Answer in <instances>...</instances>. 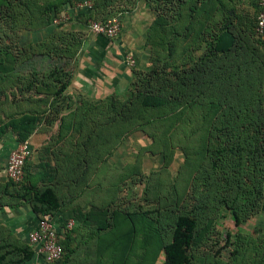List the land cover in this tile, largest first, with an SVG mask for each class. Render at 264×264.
Instances as JSON below:
<instances>
[{
  "label": "rangeland",
  "instance_id": "374dc122",
  "mask_svg": "<svg viewBox=\"0 0 264 264\" xmlns=\"http://www.w3.org/2000/svg\"><path fill=\"white\" fill-rule=\"evenodd\" d=\"M116 1L125 11L155 19L142 58L129 68L130 90L119 99L91 102L96 109L72 118L84 128L77 134L76 169L85 156L104 175L74 182L68 190L76 196L71 211L64 187H54L60 201L54 218L70 220L72 227L59 223L64 255L53 264H169L164 248L178 217L195 222L183 250L186 264H245L238 227L243 230L264 195V47L253 33L255 11L217 0L213 21L209 0ZM116 1L104 3L115 9ZM82 18L86 30V20L100 19ZM223 26L235 34L228 58L211 73L203 70L199 94L191 78L180 86V72L191 68L182 58L192 54L175 49L192 47V57L202 62L209 36ZM138 91L149 99L138 101ZM26 187L24 168L21 182L1 185L0 203L28 205L37 216ZM1 226L0 264H45L28 246V232Z\"/></svg>",
  "mask_w": 264,
  "mask_h": 264
},
{
  "label": "crops",
  "instance_id": "0c3cea01",
  "mask_svg": "<svg viewBox=\"0 0 264 264\" xmlns=\"http://www.w3.org/2000/svg\"><path fill=\"white\" fill-rule=\"evenodd\" d=\"M74 1L77 0H0V187L7 181L4 166L8 152L25 137L31 150L25 164L28 187L50 188L54 196L55 186L64 187L62 193L68 197L70 211L76 207H71L76 204V196L68 192L75 187L74 182L86 181L90 175L102 179L104 175L98 168L100 164H91L85 156H79L82 167L76 169L77 134L84 128L77 127L72 118L88 112L78 110L82 103L119 99L130 90L132 73L124 66L123 56L129 52L140 61L150 23L155 19L134 10L125 11L116 0L115 9L104 0H93L91 16L120 15L117 39L108 41L88 34L83 29V16L65 26L52 25L55 11H62ZM209 1V17L214 21L219 14L213 7L217 0ZM230 1L252 7H247L248 11L240 8L244 13L254 11L257 2ZM191 48L175 50L184 52L183 56L185 52L192 54L191 58H182V64L188 61L187 66L192 68L200 57L193 58ZM61 85L63 90L56 94ZM55 198L60 205L57 194ZM31 213L28 205L15 209L2 202L0 225L28 232L37 222V216ZM60 221L54 218L57 232ZM243 225V230L241 226L238 229L244 235L245 254L239 258L245 264H264V195L260 209ZM59 238L63 241L61 234Z\"/></svg>",
  "mask_w": 264,
  "mask_h": 264
},
{
  "label": "built area",
  "instance_id": "2783aa9c",
  "mask_svg": "<svg viewBox=\"0 0 264 264\" xmlns=\"http://www.w3.org/2000/svg\"><path fill=\"white\" fill-rule=\"evenodd\" d=\"M257 11L253 27L254 35L259 38L264 47V0H257ZM93 3L91 0H77L67 10L56 13L51 19V24L59 26L66 22L79 20L84 15L92 14ZM87 33L93 36L113 41L118 38L120 33L119 14L106 16L99 20H86ZM123 64L126 68H132L135 65V59L129 52L123 56ZM31 150L27 140L16 144L7 155L4 172L7 180L17 184L21 182L24 175L25 164L30 157ZM64 227L70 229L72 221H67ZM28 246L34 255L38 256L45 264H53L59 261L64 255L58 232L54 220L51 216H39L35 226L28 231Z\"/></svg>",
  "mask_w": 264,
  "mask_h": 264
},
{
  "label": "trees",
  "instance_id": "16d2710c",
  "mask_svg": "<svg viewBox=\"0 0 264 264\" xmlns=\"http://www.w3.org/2000/svg\"><path fill=\"white\" fill-rule=\"evenodd\" d=\"M254 11L256 14L257 6H255ZM55 13H57V11H55ZM234 35L235 34L233 33V31L229 30L228 27L223 26V28L220 29L216 34L209 36L208 45L206 49L207 50V54H206L207 56L205 57L206 59H204V61L202 62L198 60V62H196V64L193 65L192 68H190L186 72L185 71L183 72L182 70L179 76L180 78L179 85L185 86V82L183 80L186 79V77L191 78V80L194 81V83L196 82L198 83V84L196 83L197 85H192L191 89L193 92L196 91V93L198 92L199 94L200 85L203 84L202 82L203 78H200V76L201 75L207 76L205 74L207 72L204 73L203 70L208 69V72L211 73L218 64H220L225 58H228L227 57L228 53L230 54L233 50L232 46L234 43ZM176 78H175V81H176ZM209 83L210 82L206 83L205 86H208ZM63 88H64V85H61L60 88L56 91V94H59L63 90ZM135 98L138 101H140V98H141L143 99L144 102H146L147 99H149L148 96H145L140 91L136 93ZM135 98L133 99L134 101H135ZM153 101L154 100H149V103H150L149 106L152 108H156V102H153ZM82 104L78 106L79 111L81 110L88 111V110L96 109L94 105L92 104H89V103H82ZM110 107L115 111V106L114 108H113V105H111ZM171 112L172 111L168 112L167 115H170ZM23 140H25V137H21L19 142ZM24 191L26 193L25 196L27 197L29 202L32 204V210L38 214L37 218L39 216H46V215L54 217V214H56L59 211L60 205L58 204L52 189L50 188L37 189V188H31V187L27 188L26 187L24 188ZM194 226H195V222L194 220L190 218L178 217L176 219L173 230H172V234H171V238H172L171 242L168 246L164 248L165 255H166V258L169 264H186V256L183 253V250L185 247L189 245V242L192 238V231L194 229ZM61 245L64 250V246L62 242H61ZM28 258H29V255L26 256L24 260Z\"/></svg>",
  "mask_w": 264,
  "mask_h": 264
}]
</instances>
